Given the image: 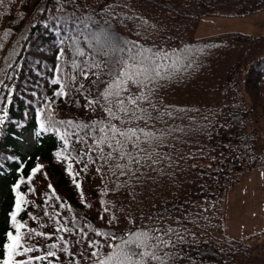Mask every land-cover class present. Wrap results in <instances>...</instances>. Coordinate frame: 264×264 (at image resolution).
Returning a JSON list of instances; mask_svg holds the SVG:
<instances>
[{"label":"trees","instance_id":"trees-1","mask_svg":"<svg viewBox=\"0 0 264 264\" xmlns=\"http://www.w3.org/2000/svg\"><path fill=\"white\" fill-rule=\"evenodd\" d=\"M261 11L264 0H0V264L18 193L27 201L17 216L22 243L34 250L17 259L58 257L31 264H96L90 241L111 252L107 244L140 231L166 264H264V229L220 237L225 192L264 167V34L196 36L206 17ZM133 44L156 54L165 77L145 89L150 102L141 107L167 135L151 159L139 153L121 174L116 163L126 160L107 159L106 147L89 151L94 134L80 125L107 119L99 105L85 107L112 82L100 53L124 48L112 54L118 59ZM61 86L66 95L57 96ZM28 130L36 139L29 157L19 145Z\"/></svg>","mask_w":264,"mask_h":264},{"label":"snow or ice","instance_id":"snow-or-ice-1","mask_svg":"<svg viewBox=\"0 0 264 264\" xmlns=\"http://www.w3.org/2000/svg\"><path fill=\"white\" fill-rule=\"evenodd\" d=\"M99 42V41H97ZM127 43V42H125ZM136 49L133 51V49ZM119 52H125L124 48L117 49L116 47H110L108 50L101 52V55L109 57L108 63L111 64L107 75L112 77V82L107 84L105 89L99 93L98 98L87 99L86 108L94 107L99 105L105 113L106 120L93 121L89 124L80 125L81 128H88L94 134L92 139L94 144L89 146V151L93 148L104 153L106 147L109 151L105 154L107 159H113V153L119 158V160H126V164L121 165L116 163V168L120 169L123 174L124 168H129L133 163L139 164L142 157L139 153H147L148 159H151V152L155 151L154 144L163 142L167 133L163 130H155V126L149 124V121L153 119L152 115L146 108L141 107L145 103H149V96L145 94V89L150 84H154L157 79H163L161 76L160 66L156 64L154 57L148 56L146 53L151 52V49L140 50L135 44L133 47L127 48V56H120L118 59H112V54ZM79 55L83 56L84 53L81 51ZM94 67L99 68L98 63H94ZM85 79L87 75L85 74ZM97 75V80H99ZM103 82V81H101ZM53 84H59V80H53ZM95 83V81H94ZM83 88V85H81ZM135 88V91H133ZM57 96L66 95L64 92V86H61ZM100 98L105 102L100 103ZM154 108L155 106L152 105ZM161 119V117H156ZM116 121L117 123H112ZM133 122L143 123L146 127H119L120 124L129 125ZM72 126L73 122L61 121ZM44 125H41L43 128ZM146 145V147H145ZM135 150V152L133 151ZM58 156L60 153L57 154ZM69 174L71 175L72 165L69 164ZM40 170V166L32 170V174L35 175ZM100 171V169H97ZM31 180V177H29ZM75 182V178H74ZM19 184L16 185L19 188ZM76 187L80 188V184L76 183ZM83 198V192H81ZM58 199V198H57ZM23 196L17 194L15 211L11 213V225L15 231L7 233L8 243L3 247L6 249V258L2 260V264H31L33 259L44 260L45 257H56L55 251H47L45 256L29 257L28 259H17V257L26 256L28 253L33 252L32 246H25L22 243L24 239V233L21 229L25 228V224L18 222L17 216L23 210L22 205L26 204ZM103 203V202H102ZM35 219V217H33ZM103 219V217H101ZM115 220V217H112ZM111 223V220L109 221ZM71 231L70 229L57 228V231ZM34 233L35 236H42L46 239L51 237L45 233L35 232L29 230V234ZM96 236H102L106 239L116 240L115 234L109 236L108 233H101L97 231ZM63 240V238H60ZM123 241L121 244H107V247L112 249L111 252H101V249L105 247L99 241H90L88 244L89 248L94 249L90 256L95 258L96 264H146L147 260H156L160 264H166V262L159 257L155 252L147 251L148 245L147 240L149 235L146 231H140L134 233L128 239H124L123 236L119 237ZM163 242V241H161ZM79 243V241H77ZM49 249H57V244L47 245ZM158 247V245H157ZM39 251V249H36ZM63 251L67 252L68 249L65 246ZM83 254V253H82ZM58 259V257H56Z\"/></svg>","mask_w":264,"mask_h":264},{"label":"rangeland","instance_id":"rangeland-1","mask_svg":"<svg viewBox=\"0 0 264 264\" xmlns=\"http://www.w3.org/2000/svg\"><path fill=\"white\" fill-rule=\"evenodd\" d=\"M224 31L264 34V11L236 18L206 17L199 23L196 36ZM24 137L26 140L21 144V152L29 155L34 148V136L28 132ZM223 212L224 231L220 234L221 238L239 239L264 229V167L254 169L239 184L225 192ZM256 261L255 264H259Z\"/></svg>","mask_w":264,"mask_h":264}]
</instances>
